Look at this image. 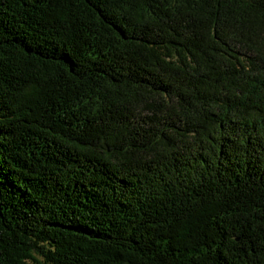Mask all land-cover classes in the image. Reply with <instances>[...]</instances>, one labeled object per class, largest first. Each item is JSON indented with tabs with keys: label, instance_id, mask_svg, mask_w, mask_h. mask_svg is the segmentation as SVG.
<instances>
[{
	"label": "trees",
	"instance_id": "trees-1",
	"mask_svg": "<svg viewBox=\"0 0 264 264\" xmlns=\"http://www.w3.org/2000/svg\"><path fill=\"white\" fill-rule=\"evenodd\" d=\"M0 264H264V0H0Z\"/></svg>",
	"mask_w": 264,
	"mask_h": 264
}]
</instances>
